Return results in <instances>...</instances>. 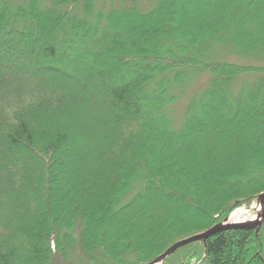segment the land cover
Here are the masks:
<instances>
[{
    "label": "trees",
    "instance_id": "16d2710c",
    "mask_svg": "<svg viewBox=\"0 0 264 264\" xmlns=\"http://www.w3.org/2000/svg\"><path fill=\"white\" fill-rule=\"evenodd\" d=\"M50 1L0 4V264H70L74 241L89 261L147 263L253 205L264 192V0L214 1L194 26L172 17L179 0L121 8L102 26L88 17L98 0H82V17L78 0ZM223 49L243 63L219 59ZM93 74L96 95L84 89ZM201 74L174 131L168 108ZM209 123L213 137L194 142ZM164 264H264V222Z\"/></svg>",
    "mask_w": 264,
    "mask_h": 264
},
{
    "label": "rangeland",
    "instance_id": "374dc122",
    "mask_svg": "<svg viewBox=\"0 0 264 264\" xmlns=\"http://www.w3.org/2000/svg\"><path fill=\"white\" fill-rule=\"evenodd\" d=\"M40 5H44V6H50L51 1L50 0H38ZM159 0H98L94 7L91 8V13L88 14L89 17V21L91 23H97V19L95 16H99L100 17V23L99 26H102L105 23V19L106 17L112 13L113 11L119 10L121 8H126V7H136L137 11L140 13H145L150 11L154 6H156V4L158 3ZM214 1L217 2L219 0H191L190 2L187 3L186 0H179L180 3H178V6L174 9V14H172V17H184L188 19L189 22H191V25L194 26L196 25L198 22H200V19L202 18L203 15L207 14V15H214V13H216L219 10V6H215L214 5ZM8 3L10 8L12 10H15L18 6L24 5V0H0V4L2 3ZM83 5V1L82 0H78V4L75 6V8L73 9V14H75L77 17L78 16H83L84 11L82 10V6ZM101 24V25H100ZM230 53L227 52L226 50H221L219 52V57L223 56L222 58L219 59H224L227 60L228 62H238V63H243L240 62L238 59L234 58L232 55H229ZM245 64H247L248 62H244ZM68 66V65H67ZM82 73L80 72H75L74 76H71L75 78L76 81L81 82L82 77L80 74L83 73H88L87 69H80ZM79 70V71H80ZM90 71V70H89ZM80 73V74H79ZM120 74L123 73V71L119 72ZM125 73V72H124ZM91 72H89V75L91 76ZM206 74H201L198 76H195V78L192 79V81L190 83H185L183 86L179 87L178 90L184 89V93H178V95L180 96L178 101H175L173 104H171L169 106V115H170V121H171V127L174 131H178L180 128V125L182 123V120L184 118V114H185V108H186V103H188V101L193 97V96H200L204 83L206 81ZM92 85L90 86H85L84 84V89L87 90L89 93L96 95L97 93H101L102 92V88L98 85L99 82V78L96 75H92ZM74 80V81H75ZM84 83V82H83ZM115 114V113H114ZM211 122H213L211 120ZM74 123L77 125L78 128L81 129V132L79 130V133L81 135L82 134V129L85 126L86 123H88V121L86 119H79V121L74 120ZM208 129H205L204 131H198L195 135V141L194 142H204L208 141V139H211L213 136L212 131H210L209 129L211 128V124H207L206 125ZM221 134L224 135L225 139L230 138V136L232 135V130L231 128H223L221 130ZM247 135V133H242L241 137H245ZM248 136V135H247ZM93 138L91 137V140ZM202 142V143H203ZM173 147H177V143L173 142ZM148 148V146H147ZM69 169H71V167H69ZM73 170V169H71ZM74 171V170H73ZM229 176L234 173V170H231L229 168ZM227 178V177H226ZM225 179V178H224ZM141 179H138V181L135 183V188L134 190H131V192L127 193L126 196H124L122 198V200L119 202V204L117 205V207L129 202L132 197H134L137 192H139L143 186V182H141ZM202 192L205 193V189L202 190ZM264 193V192H263ZM262 194V193H261ZM194 202L196 203L198 201L197 197H194ZM195 204H192L189 206L190 209H194ZM240 207L238 208L235 213L233 214V217L231 218L230 222H236L238 220H251L253 217H255L256 215V211L252 210V211H247L246 208ZM250 207H254V204L251 205ZM249 208V207H247ZM187 211V209H185L184 207L181 208V214H184ZM123 221V217H119V219H116V224H119ZM77 233L78 230L76 229V231L74 232L73 235H75L76 239H77ZM200 234V233H199ZM197 235V234H194ZM194 235H191L189 237H192ZM186 237V238H189ZM186 238L180 239L179 241H182ZM177 241V242H179ZM176 242V243H177ZM175 243V244H176ZM174 245V244H173ZM95 259L93 261H89L88 257L85 256L79 246H78V242L74 241V243L72 244V246L68 249V256L67 259L70 262V264H107L106 260L103 258V256L98 252L95 255ZM154 260V259H153ZM151 262V261H149ZM148 263V262H147ZM54 264H62L60 262H55ZM141 264H145V263H141Z\"/></svg>",
    "mask_w": 264,
    "mask_h": 264
},
{
    "label": "water",
    "instance_id": "95a60500",
    "mask_svg": "<svg viewBox=\"0 0 264 264\" xmlns=\"http://www.w3.org/2000/svg\"><path fill=\"white\" fill-rule=\"evenodd\" d=\"M257 208L260 209V213L256 214L251 220H243V221H236L230 222L229 218H226L223 222L214 225L213 227L209 228L205 232L200 234L194 235L192 237L186 238L182 241L177 242L176 244L169 247L166 251H164L160 256L156 257L151 262L145 264H164L166 259L174 254L178 249L194 243V242H201L205 244V241L210 238L211 236L230 229H243V230H255L256 232L259 231L261 224L264 222V193L259 194L256 198V202L254 207L246 208L247 211H256ZM233 215V213H232Z\"/></svg>",
    "mask_w": 264,
    "mask_h": 264
},
{
    "label": "bare ground",
    "instance_id": "6f19581e",
    "mask_svg": "<svg viewBox=\"0 0 264 264\" xmlns=\"http://www.w3.org/2000/svg\"><path fill=\"white\" fill-rule=\"evenodd\" d=\"M259 213H260V209L257 208V210H256V214H259ZM239 221H241V220H239Z\"/></svg>",
    "mask_w": 264,
    "mask_h": 264
}]
</instances>
